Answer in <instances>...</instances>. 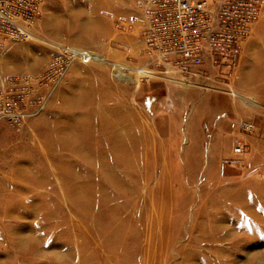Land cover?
<instances>
[{"label": "rangeland", "instance_id": "1", "mask_svg": "<svg viewBox=\"0 0 264 264\" xmlns=\"http://www.w3.org/2000/svg\"><path fill=\"white\" fill-rule=\"evenodd\" d=\"M41 8L0 51L46 99L0 123V264H264V11L226 79L153 60L139 0Z\"/></svg>", "mask_w": 264, "mask_h": 264}, {"label": "built area", "instance_id": "2", "mask_svg": "<svg viewBox=\"0 0 264 264\" xmlns=\"http://www.w3.org/2000/svg\"><path fill=\"white\" fill-rule=\"evenodd\" d=\"M42 2L0 0V44L32 37ZM139 7L146 48L153 60L187 76L206 73V64L227 66L224 77L230 79L235 77L232 68L264 11V0H139ZM67 50L70 61L76 56L86 62L94 59L88 49ZM61 61V56L54 60ZM33 78L13 75L0 83V123L26 120L46 106V99L35 103L31 97ZM33 103L37 106L31 110Z\"/></svg>", "mask_w": 264, "mask_h": 264}, {"label": "crops", "instance_id": "3", "mask_svg": "<svg viewBox=\"0 0 264 264\" xmlns=\"http://www.w3.org/2000/svg\"><path fill=\"white\" fill-rule=\"evenodd\" d=\"M41 11H42V8H41ZM123 17V16H122ZM255 28V27H254ZM251 39V37L249 38V41H248V43H254L253 41L254 40H250ZM10 43L11 42H5V43H3V44H0V51L1 52H3L2 54H7V53H9L8 52V50H10L9 48L10 47H12V48H14L13 46H10ZM247 43V44H248ZM8 56V55H7ZM3 59H5V58H3ZM6 59H8V58H6ZM10 59V61H9V63H8V61H6L8 64H6L5 66H4V68H0V73H5V72H7L6 74H11V73H19V72H21V71H24V70H26V65L23 63L24 62V60H22V61H20L19 59H18V61H17V63L14 61V59L13 58H9ZM12 60V61H11ZM11 72V73H10ZM1 79V78H0Z\"/></svg>", "mask_w": 264, "mask_h": 264}, {"label": "bare ground", "instance_id": "4", "mask_svg": "<svg viewBox=\"0 0 264 264\" xmlns=\"http://www.w3.org/2000/svg\"><path fill=\"white\" fill-rule=\"evenodd\" d=\"M118 74H119V72H117V75H118ZM117 75H116V76H117ZM121 75H122V74H121ZM119 77H120V76H119ZM120 129H121V128H120ZM115 130H116V132H118L117 129H115ZM118 130H119V129H118ZM117 134H118V135H116V133H115V138H116V137H117V138H116L115 140H113V141H114V145H113L112 148H113V151H114V152L117 151L119 148H121V144H122V143L119 142V141H120V140H119L120 138L118 139V137H120V135H119V133H117ZM83 156H84V155H83Z\"/></svg>", "mask_w": 264, "mask_h": 264}]
</instances>
